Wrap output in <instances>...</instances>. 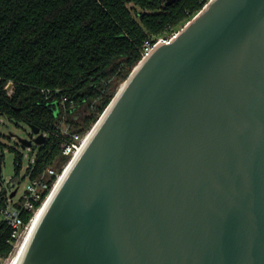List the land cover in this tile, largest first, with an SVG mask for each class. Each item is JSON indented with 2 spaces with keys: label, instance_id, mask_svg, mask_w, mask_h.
Segmentation results:
<instances>
[{
  "label": "water",
  "instance_id": "95a60500",
  "mask_svg": "<svg viewBox=\"0 0 264 264\" xmlns=\"http://www.w3.org/2000/svg\"><path fill=\"white\" fill-rule=\"evenodd\" d=\"M58 185L20 264H264V0L156 46Z\"/></svg>",
  "mask_w": 264,
  "mask_h": 264
},
{
  "label": "trees",
  "instance_id": "16d2710c",
  "mask_svg": "<svg viewBox=\"0 0 264 264\" xmlns=\"http://www.w3.org/2000/svg\"><path fill=\"white\" fill-rule=\"evenodd\" d=\"M208 0H0V117L27 123L47 136L28 166L36 176L66 163L59 130L62 100L68 117L87 105L72 130L84 133L104 113L117 87L143 59L146 41L171 34ZM12 83L11 91L7 86ZM4 145H0L2 163ZM35 148V146L33 147ZM15 151L18 177L23 154ZM27 223L31 214L23 216ZM0 222V264L14 250Z\"/></svg>",
  "mask_w": 264,
  "mask_h": 264
},
{
  "label": "built area",
  "instance_id": "2783aa9c",
  "mask_svg": "<svg viewBox=\"0 0 264 264\" xmlns=\"http://www.w3.org/2000/svg\"><path fill=\"white\" fill-rule=\"evenodd\" d=\"M178 33L172 34V36L169 37L166 35L159 36L146 41L143 48V58L149 56L154 48L159 44L171 43ZM68 102V98L64 97L62 100L64 115H67L69 112L66 106ZM71 113H73V111H71ZM95 124L84 133L75 132L71 127H67L65 129L63 127H59L60 132L68 139V141L62 144V155L67 159V161L61 169L58 170L54 166H49L43 173L36 176L33 175L34 169L30 170V172H27L26 170V173L18 179L19 183L16 184L17 186L15 190H17V192L15 196L12 197V193L15 191L13 189L8 190V192L4 195H0V222H5L9 227L11 231L10 241H14V250L24 237L37 211L48 201L73 160L81 152L92 130L94 129ZM34 162L35 161H33V163ZM22 180H25L27 184L23 189L22 194L17 198L19 185ZM28 214H31V218L26 223L23 216Z\"/></svg>",
  "mask_w": 264,
  "mask_h": 264
},
{
  "label": "rangeland",
  "instance_id": "374dc122",
  "mask_svg": "<svg viewBox=\"0 0 264 264\" xmlns=\"http://www.w3.org/2000/svg\"><path fill=\"white\" fill-rule=\"evenodd\" d=\"M210 1L211 0H208V3ZM197 15H195L194 17H196ZM193 18H191L188 22H190ZM188 22L182 24L181 26L176 28L174 31H172L171 34L166 35V36L169 37V36H172V34L180 32L188 24ZM123 83H121L117 87L115 95L117 94V92L119 91ZM87 113H88L87 105L84 104L82 106L75 107L73 109V114H69V117H68V114L67 115L63 114V117L59 118L58 125L59 127H63L64 129L67 127L72 128L73 125L70 124L71 120L75 119L77 121L78 120L81 121L83 117L87 115ZM35 138H36V135L32 132L30 126L27 123H24V122L16 123L15 121L10 120L6 116L0 117V145H4L2 146V148L4 147V151L1 154L3 156V159H2V163H0V165L2 166V180H1L2 185H0V190H1L0 195L6 194L8 190H11V189L15 190L17 186L16 184L19 183V180H18L19 177H22L26 173L28 166H30L33 163V161H35V155L37 153L39 146L33 145L32 147L27 148L24 145H22L19 142V140L24 139V140L32 141ZM34 146L35 148H33ZM14 150L21 152L24 156L23 161H22L23 168L18 177L16 176V170H15V151ZM26 184L27 183L25 180L21 181L19 185V191H18L17 198L22 194L23 189L25 188ZM15 191L17 192V190ZM9 258L10 257H8V259ZM8 259H6L3 262V264H5Z\"/></svg>",
  "mask_w": 264,
  "mask_h": 264
},
{
  "label": "bare ground",
  "instance_id": "6f19581e",
  "mask_svg": "<svg viewBox=\"0 0 264 264\" xmlns=\"http://www.w3.org/2000/svg\"><path fill=\"white\" fill-rule=\"evenodd\" d=\"M59 187V185L57 186ZM56 187V189H57ZM51 199V198H50ZM49 202H46L44 204V206L39 209L36 213V215L34 216L28 230L26 231L24 237L21 239V241L19 242V244L17 245V247L15 248L13 254L10 256V258L7 260V262L5 264H20L22 255L27 247V244L33 234V231L35 230V228L37 227L47 205Z\"/></svg>",
  "mask_w": 264,
  "mask_h": 264
}]
</instances>
